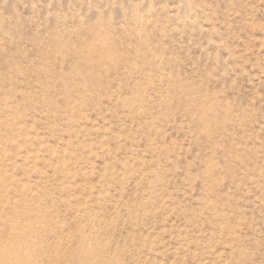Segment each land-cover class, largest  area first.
<instances>
[{"label": "rangeland", "instance_id": "374dc122", "mask_svg": "<svg viewBox=\"0 0 264 264\" xmlns=\"http://www.w3.org/2000/svg\"><path fill=\"white\" fill-rule=\"evenodd\" d=\"M0 264H264V0H0Z\"/></svg>", "mask_w": 264, "mask_h": 264}]
</instances>
